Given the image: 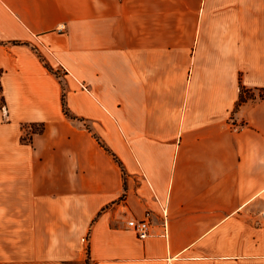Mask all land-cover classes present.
Listing matches in <instances>:
<instances>
[{
    "label": "crops",
    "instance_id": "0c3cea01",
    "mask_svg": "<svg viewBox=\"0 0 264 264\" xmlns=\"http://www.w3.org/2000/svg\"><path fill=\"white\" fill-rule=\"evenodd\" d=\"M240 87L264 89V0H0L16 264H264V98Z\"/></svg>",
    "mask_w": 264,
    "mask_h": 264
},
{
    "label": "rangeland",
    "instance_id": "374dc122",
    "mask_svg": "<svg viewBox=\"0 0 264 264\" xmlns=\"http://www.w3.org/2000/svg\"><path fill=\"white\" fill-rule=\"evenodd\" d=\"M41 60L44 62V65L49 69H52V73H54L57 77L62 78L63 74L60 69H54L49 65L48 59L41 53L37 52ZM50 71V70H49ZM246 89V88H245ZM65 97V93H63ZM262 96L264 98V92H259L258 90L248 89L244 92L245 100H253ZM0 109L5 116V107H4V99L1 96V88H0ZM41 128V125H31L25 127V132L22 137V140L25 142H29L30 134L34 131H37ZM9 188L7 186H3L2 190L0 189V193L4 197L2 203L0 202V264H16L25 260L27 255V250H24V243L21 241L25 240L26 235H21L17 233H11V229H13V225L16 226L17 219H12L11 217H5V211H1L4 207L10 209L11 202L9 200L10 195L8 193ZM5 199L7 201L5 202ZM16 229V228H14ZM85 253V252H84Z\"/></svg>",
    "mask_w": 264,
    "mask_h": 264
},
{
    "label": "built area",
    "instance_id": "2783aa9c",
    "mask_svg": "<svg viewBox=\"0 0 264 264\" xmlns=\"http://www.w3.org/2000/svg\"><path fill=\"white\" fill-rule=\"evenodd\" d=\"M149 216L150 213L147 212L143 220L140 221L131 220L127 223V227L136 234L138 239L143 240L150 236Z\"/></svg>",
    "mask_w": 264,
    "mask_h": 264
},
{
    "label": "trees",
    "instance_id": "16d2710c",
    "mask_svg": "<svg viewBox=\"0 0 264 264\" xmlns=\"http://www.w3.org/2000/svg\"><path fill=\"white\" fill-rule=\"evenodd\" d=\"M49 70L52 71V69H50V68H49ZM246 90H248V89H245L244 87H240V93H239V99H238L237 106L247 101V100H245V98H244V92H245ZM258 91H259V92H260V91H261V92H264V89H259ZM259 98H263V97H262V96H259ZM62 108H63V112H64V114H65L68 118H70V119H72V120L75 119V117L72 116V115L69 113V111H68V109H67V107H66V103H65V97H64V95H62ZM41 130H42V127H41L39 130H37V131H41ZM112 155H113V154H112ZM113 157H114V159L118 162V164L121 166L120 161H119L114 155H113Z\"/></svg>",
    "mask_w": 264,
    "mask_h": 264
}]
</instances>
